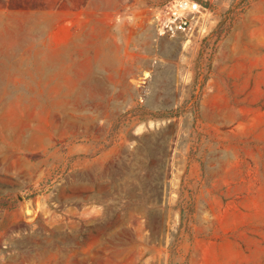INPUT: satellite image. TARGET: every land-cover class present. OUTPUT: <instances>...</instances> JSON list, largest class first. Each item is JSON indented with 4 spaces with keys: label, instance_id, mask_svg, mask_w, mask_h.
I'll return each instance as SVG.
<instances>
[{
    "label": "rangeland",
    "instance_id": "obj_1",
    "mask_svg": "<svg viewBox=\"0 0 264 264\" xmlns=\"http://www.w3.org/2000/svg\"><path fill=\"white\" fill-rule=\"evenodd\" d=\"M0 0V264H264V0Z\"/></svg>",
    "mask_w": 264,
    "mask_h": 264
},
{
    "label": "built area",
    "instance_id": "obj_2",
    "mask_svg": "<svg viewBox=\"0 0 264 264\" xmlns=\"http://www.w3.org/2000/svg\"><path fill=\"white\" fill-rule=\"evenodd\" d=\"M208 15L196 0H167L157 8L156 23L161 35L174 37L190 33Z\"/></svg>",
    "mask_w": 264,
    "mask_h": 264
},
{
    "label": "trees",
    "instance_id": "obj_3",
    "mask_svg": "<svg viewBox=\"0 0 264 264\" xmlns=\"http://www.w3.org/2000/svg\"><path fill=\"white\" fill-rule=\"evenodd\" d=\"M199 2V1H198ZM200 3V2H199ZM204 6V5H203ZM204 8H206V7H204Z\"/></svg>",
    "mask_w": 264,
    "mask_h": 264
}]
</instances>
